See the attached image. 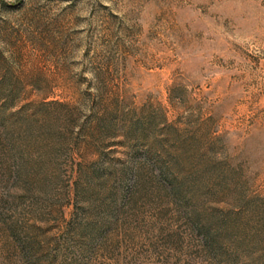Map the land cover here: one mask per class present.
<instances>
[{
    "label": "rangeland",
    "instance_id": "1",
    "mask_svg": "<svg viewBox=\"0 0 264 264\" xmlns=\"http://www.w3.org/2000/svg\"><path fill=\"white\" fill-rule=\"evenodd\" d=\"M0 264H264V0H0Z\"/></svg>",
    "mask_w": 264,
    "mask_h": 264
}]
</instances>
